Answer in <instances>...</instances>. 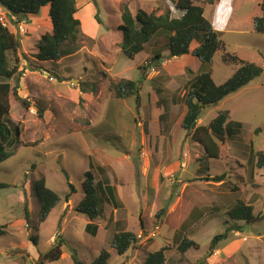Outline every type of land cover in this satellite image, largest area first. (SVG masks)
<instances>
[{"label":"rangeland","instance_id":"rangeland-1","mask_svg":"<svg viewBox=\"0 0 264 264\" xmlns=\"http://www.w3.org/2000/svg\"><path fill=\"white\" fill-rule=\"evenodd\" d=\"M179 1L76 0L78 48L45 63L37 62L35 54L40 37L51 31L48 7L27 19L30 25L23 26L20 36L15 33L18 20L13 22L0 7V21L20 42L15 56L9 55L10 69L18 59L20 77L17 85L14 78L9 81L14 92L7 125L12 136L17 128L27 146H19L0 164V184L6 186L0 188V225L6 226L0 236V264H38L57 246L60 258L43 264H92L101 250L110 255L107 264H143L162 247L166 264H264V167L256 166L257 155L264 152V35L253 28V18L259 16H249L260 7L255 9L251 0H217L213 9L208 0H191L204 9L224 44L210 64L216 86L241 66L224 65L225 54L262 69L260 77L202 109L191 124L206 126L219 112H228L230 132L215 161L203 158L199 147L192 150V130L180 125L187 111L186 92L209 66L190 54L168 60L166 49L160 51L157 66L148 65L147 52L133 60L120 52L124 6L132 14L137 9L168 11L177 18ZM157 45L156 38L148 51ZM198 46L194 42L190 50ZM122 79L140 81L138 105L136 96L115 98L112 85ZM87 171L115 191L114 203H98L102 213L94 221L75 210ZM219 175L224 176L215 182L220 187H209ZM40 178L58 196L41 223L33 191ZM236 202L250 206L257 219L250 224L232 220L229 211ZM89 224L97 225L95 236L86 229ZM226 230V239L209 255L212 239ZM123 231L134 234L137 242L119 256L110 242ZM183 238L198 248L181 255L176 248Z\"/></svg>","mask_w":264,"mask_h":264},{"label":"trees","instance_id":"trees-1","mask_svg":"<svg viewBox=\"0 0 264 264\" xmlns=\"http://www.w3.org/2000/svg\"><path fill=\"white\" fill-rule=\"evenodd\" d=\"M76 0H0V7L5 9L10 15L18 21L29 19L31 16H37L41 9L48 7L49 24L51 31L44 33L36 44L37 53L35 58L37 62L45 63L48 61H57L58 59L73 53L78 48L80 22L75 18L77 13ZM213 0H208L212 4ZM261 15L253 19V28L258 34L264 35V0L260 4ZM176 9L181 12L180 17H171L167 11L157 14L155 11L146 13L137 9L132 14L127 6L123 7L121 14V32L122 41L120 52L128 59L133 58L141 52L150 54L148 65L157 66L161 59L160 51L166 49L169 51L167 59L180 58L185 55L196 57L201 64L208 65L207 71L195 76L190 85V89L185 95L186 114L180 123L182 128L189 130L190 141L197 147H200L203 158L206 160L220 159V145L224 141L225 133L230 127L227 125L228 112L221 111L206 126L191 127L200 116L201 110L205 107L215 105L224 97L244 87L254 78L260 77L262 69L252 64H246L236 55L225 54L221 58L224 65L228 63L241 65L239 69L224 84L216 86L212 80L210 64L213 56L223 50L224 44L219 39L218 34L213 30L207 19L203 15V8L194 6L191 0H180L176 4ZM95 21L100 24L101 21L96 16ZM29 24L27 20L26 23ZM20 36L18 32H15ZM158 39L156 49L147 47L154 39ZM201 38V40H199ZM198 42L199 46L190 50L191 45ZM20 42L17 37L0 21V164L15 154L16 148L22 145L18 135L17 128L14 136L7 125L10 111V93L14 88L10 85V80L14 78L16 85L20 77L18 72V59L15 58L14 66L9 68V55L16 54ZM151 60V61H150ZM147 68L142 67V70ZM52 77V76H51ZM140 82V81H138ZM138 82L122 79L112 85V90L116 99L125 100L130 96H136V103H139ZM27 105L26 102H23ZM240 126V124H239ZM191 129V130H190ZM238 130L240 128L238 127ZM256 166L264 167V152L257 155ZM214 182H221L223 175L211 178ZM6 187L0 184V188ZM72 189L73 187L70 186ZM83 198L76 206L77 213L84 215L88 220L97 219L102 210L98 203H114L115 192L112 186L104 181H96L92 172L85 173V179L82 183ZM33 191L38 199V222L45 221L50 211L58 202V196L47 188L43 178L33 182ZM232 220L244 221L245 224L253 223L255 218L252 215V208L241 202H236L229 211ZM27 217V213L25 214ZM86 229L90 230L92 236L97 233V225L89 224ZM233 229L241 232V227L235 226ZM230 230L223 234L215 236L209 245V255L216 249L218 243L225 240ZM6 234V226L0 225V236ZM137 239L134 234L128 231L118 232L112 236L110 247L114 249L117 255L122 256L130 249ZM60 246L55 247L39 258L38 264L44 262L57 261L61 252ZM197 249L195 242L183 238L178 244L176 250L185 254L189 249ZM166 247H162L154 253H150L145 258L143 264H166ZM110 255L107 251L101 250L99 256L92 264H107Z\"/></svg>","mask_w":264,"mask_h":264},{"label":"crops","instance_id":"crops-1","mask_svg":"<svg viewBox=\"0 0 264 264\" xmlns=\"http://www.w3.org/2000/svg\"><path fill=\"white\" fill-rule=\"evenodd\" d=\"M76 2V1H75ZM251 2H253V4L255 5V9H259V3H260V0H251ZM173 3V2H172ZM217 3V0H213V4H209V6H212L213 7V9H214V6H215V4ZM85 4V3H84ZM174 4V3H173ZM77 5L78 4H76V7H77ZM90 6H91V3H90ZM4 10V9H3ZM4 11H6V10H4ZM258 12V11H257ZM5 14H7L8 15V17H9V13L6 11V13ZM252 14V15H251ZM259 14V15H258ZM203 15H204V9H203ZM260 16L261 15V12H260V10H259V12L258 13H250V17L252 18L253 16ZM205 17V16H204ZM32 18V16L31 17H29V19H30V21L32 20L31 19ZM36 18V17H35ZM255 18V17H254ZM253 18V19H254ZM25 23L27 22V20L25 19V20H23ZM26 25H30V24H25V26ZM198 63V65H200L199 64V62H197ZM191 142V141H190ZM192 143V142H191ZM189 145H190V147H191V144L189 143ZM192 145H193V143H192ZM197 146H193L192 147V150H196L195 148H196ZM200 148V147H199ZM201 150V149H200ZM202 151V150H201ZM212 168H210V170H211ZM210 170H209V172H210ZM210 183V182H209ZM211 183H213L215 186H209V187H217V189L220 187V185L222 184V183H219L220 185L218 186V184H216L215 182H211ZM115 192V191H114ZM212 195H214V194H212ZM203 196H204V194H203ZM208 197H210V194H208L207 195ZM188 209V208H187ZM191 209H193V207L191 208ZM214 217H212L211 219H213ZM211 219H209V221L211 220ZM216 250V249H215Z\"/></svg>","mask_w":264,"mask_h":264},{"label":"built area","instance_id":"built-area-1","mask_svg":"<svg viewBox=\"0 0 264 264\" xmlns=\"http://www.w3.org/2000/svg\"><path fill=\"white\" fill-rule=\"evenodd\" d=\"M10 18L13 20V22L16 21V19L14 20V17H13V16H10ZM1 22H2V20H1ZM2 24H3L4 26L6 25V24H4L3 22H2ZM20 24H21V25H20ZM23 26H24L23 23H17L16 28H17V32H18L19 34L24 33ZM43 74H45V73H43ZM45 76H46V75H45ZM46 77H47V79H48L49 81H52V82H53V78H52L51 76H46Z\"/></svg>","mask_w":264,"mask_h":264},{"label":"clouds","instance_id":"clouds-1","mask_svg":"<svg viewBox=\"0 0 264 264\" xmlns=\"http://www.w3.org/2000/svg\"><path fill=\"white\" fill-rule=\"evenodd\" d=\"M179 12H180V11H179ZM10 16H12V15L9 14V17H10ZM13 17H14V16H13ZM18 22H19V23H23V24L25 23L24 21H18ZM24 25H25V24H24ZM6 27H7V26H6ZM141 53H142V52H141ZM144 53H145V52H144ZM139 54H140V53H139ZM190 56H192V55H190Z\"/></svg>","mask_w":264,"mask_h":264},{"label":"water","instance_id":"water-1","mask_svg":"<svg viewBox=\"0 0 264 264\" xmlns=\"http://www.w3.org/2000/svg\"><path fill=\"white\" fill-rule=\"evenodd\" d=\"M192 125H193V123H192ZM192 125H191V127H192ZM66 178H67V176H66ZM58 242H59V239H58ZM74 253V252H73Z\"/></svg>","mask_w":264,"mask_h":264}]
</instances>
